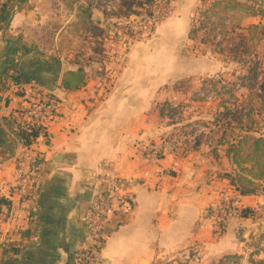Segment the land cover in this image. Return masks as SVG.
Wrapping results in <instances>:
<instances>
[{"label": "crops", "instance_id": "1", "mask_svg": "<svg viewBox=\"0 0 264 264\" xmlns=\"http://www.w3.org/2000/svg\"><path fill=\"white\" fill-rule=\"evenodd\" d=\"M22 2L14 0L9 23L0 31V56L8 44L6 32L19 35L33 24L34 11L17 9ZM198 3L175 0L170 16L156 28L155 44H135L112 81L90 77L80 89L68 91L49 63L26 75L41 94L56 97L59 108L49 128L50 147H41L43 177L39 195L29 205L32 223L11 245H0V264H75L76 252L84 244L88 204L95 193L109 187L114 176L134 177L129 189L133 205L110 214L96 264H234L244 253L260 223L233 218L222 235L214 234L207 209L231 186L218 174L219 164L209 154V146L199 141L185 156L175 159L167 154L157 163L147 161L141 148L158 141L166 130L154 105L163 100L160 82L165 67L172 65ZM23 38L25 47L31 44ZM21 49L17 53L9 49V59L17 62ZM17 65L24 71L27 61ZM0 82V197L8 200L0 204L2 220L8 206L17 202V192L9 185L28 160L24 145L11 135L9 116L27 107L30 93L17 94L11 75ZM157 170L162 171L160 176L144 177L145 171ZM263 198L241 196L240 207L254 208ZM1 228L9 227L3 223ZM261 253L257 257L263 258Z\"/></svg>", "mask_w": 264, "mask_h": 264}, {"label": "rangeland", "instance_id": "2", "mask_svg": "<svg viewBox=\"0 0 264 264\" xmlns=\"http://www.w3.org/2000/svg\"><path fill=\"white\" fill-rule=\"evenodd\" d=\"M174 1L23 0L22 6L34 11V20L27 30L19 34L31 44L22 45L17 62L27 61L23 72L30 76L33 75V68H46V63H49L54 72L60 73V77L67 69L83 67L87 80L99 77L112 81L135 44H155L152 37L158 24L170 16ZM237 1L256 9L261 5L264 9V0ZM211 3L213 0H200L196 6L193 17L198 21L196 30H191V25L188 33L181 36L172 65L165 67V75L160 82L163 100L155 103L156 111L159 112L157 104L164 101L173 105L181 103L182 109H174L165 117L160 116V124L166 130L158 141L148 144L159 143L166 148L160 158L171 154L177 159L195 150L194 142L201 141L209 146V154L219 164L218 174L223 177L232 173L237 177L236 166L226 155L228 144H218V140L224 128L228 130L223 137L225 141H231L248 129H257L253 134L264 135V34L260 29L248 28L254 24L264 26V10L262 14L254 15L252 9L231 8L223 4L213 13ZM208 14L211 16L206 18ZM207 78H213L214 82L206 86L204 80ZM52 99L58 110L57 98L52 96ZM225 106L238 115L235 117L229 113L226 117L227 113H224L225 125L221 128L215 125L218 123L215 119ZM25 109L20 110L21 115ZM226 121H230L232 128L227 126ZM221 153L226 155L223 160ZM157 172L160 175L162 171ZM149 173L152 177L156 171ZM259 183L255 195L264 196V181ZM229 185V190H222L215 203L220 202L224 194L236 193L238 189ZM240 197L236 198L238 212ZM209 209L210 205L207 210L211 217L213 212ZM251 210L254 216L251 219L260 223V228L234 264H254L252 261L260 257H257L258 254L251 257V253L264 252V198ZM233 218L241 220L247 217L232 216L223 233ZM213 230L216 236L223 234L218 235Z\"/></svg>", "mask_w": 264, "mask_h": 264}, {"label": "built area", "instance_id": "3", "mask_svg": "<svg viewBox=\"0 0 264 264\" xmlns=\"http://www.w3.org/2000/svg\"><path fill=\"white\" fill-rule=\"evenodd\" d=\"M15 85L18 91L26 93L28 90L30 93V100L25 111L22 115L20 112L18 113L20 125L36 124L40 125L42 130L29 145L20 141L15 132L17 127L14 131H10L17 143L24 145L28 160L17 170L15 181L9 185L17 192V202L8 206L6 215L0 220V235L2 236L0 245L3 248L11 245L13 238L21 234L25 225L32 223L33 214L29 205L37 199L43 177L44 150L41 147H50L49 128L58 114L52 95L41 94L35 81L29 80L15 83ZM141 148L145 159L151 163L157 162L166 151V148H163L159 143L146 144ZM154 175L160 176L157 171ZM150 176V173L145 171L144 177ZM134 182V177L114 176L105 191L93 195L83 217L84 244L76 252L75 264H96L98 262L110 214L114 210H130L132 208L133 201L129 189ZM237 191L234 195L224 194L220 202L210 205L209 210L215 215L214 229L218 235L223 233L232 216L242 217L237 210L238 201L236 198L240 195ZM3 223L9 227L6 231L1 228Z\"/></svg>", "mask_w": 264, "mask_h": 264}, {"label": "trees", "instance_id": "4", "mask_svg": "<svg viewBox=\"0 0 264 264\" xmlns=\"http://www.w3.org/2000/svg\"><path fill=\"white\" fill-rule=\"evenodd\" d=\"M202 2V0H201ZM211 9L213 13L217 7H221V5H225L226 7L231 8H245L246 10L252 9L254 15L262 14L263 7L259 5V9H256L255 6L244 4L237 0H213ZM14 0H6L0 5V31H2L6 25L9 23L12 11H13ZM223 6V8L225 7ZM253 8H252V7ZM24 8L22 4L17 6V9L21 10ZM225 9V8H224ZM211 15H207L210 17ZM197 19L192 20L191 30L195 31L197 23ZM248 28L255 30L260 29L264 34V26L259 25H250ZM255 36V35H254ZM7 46L5 48L4 53L0 56V80L4 76L11 75L13 76V81L15 83L27 82L30 78H28L25 72L21 71L18 68V65L15 61V58L9 59V49L13 51V53H17V51L24 46L23 37L21 35H13L9 32L5 33ZM264 44V42H263ZM244 45L246 43L244 42ZM87 72L83 67H78L76 69H67L63 72L60 84L61 86L68 91L78 90L82 86L86 84L87 81ZM214 82L213 78H207L204 80L206 86L212 84ZM262 86L264 87V77ZM203 86V88H207ZM5 86H3V89ZM0 90H2V84L0 82ZM17 94L23 95V91H17ZM1 99V97H0ZM8 100L6 99V102ZM183 104L173 105L170 101H164L162 103L157 104V109H159V114L161 117H165L171 113L174 109H182ZM229 107H224V111H219L216 114V126L223 127L225 125V117H222L224 113L229 116L231 113L233 116L238 114L234 113L232 110L228 109ZM220 120V122H219ZM241 120V118H239ZM227 126L232 128L230 125V121H226ZM255 123V122H254ZM17 127V129H16ZM226 127V128H228ZM8 128L10 131H14L16 129V133L19 136V139L25 145L31 144V142L39 135L42 128L40 125L29 124L28 126L20 125V115L18 112L14 114H10L9 116V124ZM257 129H248L244 131V133H239L234 137L231 141H225L226 137L225 133L228 131L224 128V133L218 140V144H228L226 149V155L229 160L236 166L235 173L237 177H234L232 173H226L225 177L229 179V183L236 187L239 190L241 196H247L256 194L258 188L260 186L259 181H264V135L259 133V135L253 134V132ZM199 141H195L194 145L197 147ZM3 197H0V204L7 203ZM242 217H250L253 218V213L250 207H240L239 209ZM214 220V214H211ZM260 251H253L251 253V257L259 254ZM254 259H251V261ZM254 264H264V257L259 258L257 261H252Z\"/></svg>", "mask_w": 264, "mask_h": 264}]
</instances>
